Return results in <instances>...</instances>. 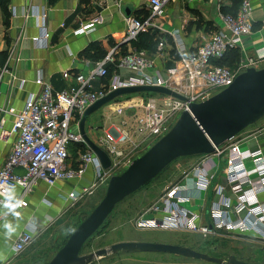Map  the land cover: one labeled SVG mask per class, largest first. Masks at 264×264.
Wrapping results in <instances>:
<instances>
[{
	"label": "built area",
	"instance_id": "obj_1",
	"mask_svg": "<svg viewBox=\"0 0 264 264\" xmlns=\"http://www.w3.org/2000/svg\"><path fill=\"white\" fill-rule=\"evenodd\" d=\"M170 1L147 0L145 18L124 17L127 43L136 41L139 35L150 31L166 34L170 38L179 60L164 74L150 76L144 73L155 68L153 57L147 51L131 50L115 61V49H112L102 61L94 64L88 76L76 74L75 85L69 90L54 91L39 78L35 83L42 89L40 95L28 94L22 110L0 109L14 116L10 131L0 133L1 140L14 135L12 149L0 168V212L6 208L8 214L19 218L18 210L27 207L26 199L37 182H43L51 188L58 182L80 177L88 165H94L95 182L81 188L80 192L73 191L68 195L72 205H75L108 184L118 171H124L139 154L165 136L177 116L188 110L190 104L204 102L215 95L213 92L219 93L228 88L247 69H260L264 62V50L258 51L253 57L240 59L234 68L215 63L223 59L228 50L240 48L242 39L251 35L253 23L250 0H243L235 15H219L221 30L198 46L194 53L187 55L183 54L184 46L178 32H166L155 22ZM102 23V17L96 16L73 33L77 36L92 32ZM47 38L42 17L40 36L33 41L41 45ZM166 45L167 40H160L156 55L162 56ZM112 63H115L116 72L108 81H104L108 76L107 67ZM6 70L7 65L0 63V82ZM121 71L132 75L121 77ZM70 76L69 72L63 74L65 79ZM97 80H103L98 89L94 87ZM23 85L24 82H21L20 87ZM140 86L166 88L182 96L184 101L162 94L147 96L138 113L127 112L130 123L124 120L121 127L112 126L103 132L96 144L110 160V168L105 170L83 141L79 121L90 106L112 91ZM116 115L123 116L122 107H118ZM73 127H77L78 135L71 133ZM71 143L82 146L76 149V168L71 165L68 149ZM220 147L215 148L210 155L219 157L223 153ZM208 156L185 175L183 183L176 184L166 192L161 205L154 206L148 212L153 216H142L135 222L136 229L198 233L204 236L217 232L244 235L253 232L256 239L264 240L262 151H243L238 143L230 144L223 182L216 184V174L209 172L211 161H207ZM247 160L251 162V168L247 167ZM16 168L24 169V175L15 174ZM17 187L21 193L15 200L13 190ZM192 191L204 196L212 191L213 197L207 201L206 218L198 207L196 210L186 207L193 201ZM39 234L40 231L32 226L20 232L13 243L14 256L29 249Z\"/></svg>",
	"mask_w": 264,
	"mask_h": 264
},
{
	"label": "crops",
	"instance_id": "obj_2",
	"mask_svg": "<svg viewBox=\"0 0 264 264\" xmlns=\"http://www.w3.org/2000/svg\"><path fill=\"white\" fill-rule=\"evenodd\" d=\"M250 2L253 23L251 35L242 39L240 48L228 50L224 58L215 63L234 68L240 59L253 57L258 51L264 50V0H250ZM146 4L147 0H56L52 4L49 0H0V63L7 65L0 82V109L22 110L28 94L40 95L42 89L35 83L39 78L49 84L54 91L72 88L75 85L76 74L86 77L94 67L95 63L80 57V54L95 42H100L106 53L115 49V61L122 54L130 52V43L125 42L124 17L143 18L147 15ZM229 6L227 0H171L155 22L166 32H178L184 46L183 54L187 55L194 53L198 46L221 30L222 22L219 15ZM96 16L102 17L101 25H97L92 32L74 35V31ZM42 17L48 38L40 45L35 44L33 39L40 36ZM155 33L159 40H167V45L162 56L156 55V52L150 54L155 68L144 72L150 76L164 74L179 60L170 38L166 34ZM107 70L112 74L116 72L115 63L109 64ZM65 72L71 75L67 79L63 78ZM120 73L121 77L132 75L126 71ZM105 80L108 81L109 78ZM21 82H24L22 88ZM102 82L103 80H97L94 87L98 89ZM13 120L14 116L0 111V133L10 131ZM107 129L100 130L105 132ZM234 142H237L243 151L260 149L264 155V117L236 136ZM13 143L14 135L0 139V168L10 153ZM205 156H192L190 159L198 158L197 161L194 159L197 164ZM70 157L72 167L76 168L77 153L73 148ZM208 157L207 161H211L210 167L208 166L209 172L216 174L214 184L222 183L224 167L220 169V162L225 165L226 158L212 155ZM246 165L251 168L249 160L246 161ZM14 173L21 176L25 171L16 168ZM95 177V166L88 165L80 177L58 182L51 188L43 182H37L26 199L27 207L18 210L19 218L13 217L7 213L6 208H2L0 264H15L17 256H14L12 251L13 243L16 236L27 227L32 226L40 231L37 240L51 231L70 212L83 206L90 208L93 203L91 199L102 189V186L75 205H72L68 195L73 191L80 192L81 188L93 184ZM179 183H183V179ZM20 193L19 187L14 188L15 200L19 198ZM190 194L193 201L188 204L189 207H186L192 210H196L192 207H198L206 218L210 195L207 193L208 196L205 198L196 191ZM143 216L153 215L146 213Z\"/></svg>",
	"mask_w": 264,
	"mask_h": 264
},
{
	"label": "water",
	"instance_id": "obj_3",
	"mask_svg": "<svg viewBox=\"0 0 264 264\" xmlns=\"http://www.w3.org/2000/svg\"><path fill=\"white\" fill-rule=\"evenodd\" d=\"M152 93L184 98L163 87L140 86L112 91L90 106L79 121V132L103 169L110 168L107 154L85 133L90 114L117 97ZM264 117V68H249L233 84L201 103L190 104L170 131L144 154L134 159L120 174L110 178L102 200L74 229L65 244L47 264H91L119 253H161L199 260L209 264H264L247 262L235 256L215 257L189 247L151 242H119L109 248L81 255L84 244L100 229L115 207L149 184L178 158L213 154L215 148L232 140Z\"/></svg>",
	"mask_w": 264,
	"mask_h": 264
},
{
	"label": "rangeland",
	"instance_id": "obj_4",
	"mask_svg": "<svg viewBox=\"0 0 264 264\" xmlns=\"http://www.w3.org/2000/svg\"><path fill=\"white\" fill-rule=\"evenodd\" d=\"M263 68L264 64L262 63L260 69ZM216 93L218 92H213V95ZM150 95L153 94H128L108 102L88 116L85 122L86 135L94 143H97L98 137L103 135L100 129L109 128L112 125L121 127L124 120L130 123V120H127V112L130 110L131 114L138 113L141 105L144 103V99ZM118 107L123 108V116L116 115ZM178 118L179 116H177V119ZM177 119L174 121V124ZM71 133L78 135L79 132L77 127L71 128ZM233 143L237 142H234L233 139L220 147L223 153L218 158H226L225 165L220 162V169L224 167L222 172L226 168L227 148ZM81 147L82 146L79 144L71 143L68 149L72 151L73 148V150L76 151L77 148ZM147 150L139 154V156L144 154ZM194 159H196V161L198 160V158ZM194 159H190V157L178 158L168 165L148 185L142 187L120 202L106 219L103 226L84 244L81 255H88L100 249L109 248L111 245L119 242H151L181 245L212 256H235L237 259L247 262L264 263V240L256 239L254 234L244 235L235 232H217L204 236L198 233L136 229L135 222L140 217L150 212L154 206L161 205L162 198L166 192L171 187L179 184L185 175L189 174L192 168L199 163L196 164ZM203 160L204 159H202V161ZM122 172L123 171H118L115 175H120ZM106 187L107 184L91 199L93 203L90 208L87 209L83 206L67 214L51 231H48L45 235L37 239L26 252L18 255L15 259V264H47L57 253L58 248L64 243L66 237L74 229L75 225L87 217L92 209L102 200ZM201 195L204 196V194ZM208 195L212 198V191H209ZM208 195L204 197L206 198ZM186 206L189 207L190 205ZM192 208L195 209L196 207L194 206ZM92 264L209 263L161 253H119L115 255L110 254L99 260L97 259Z\"/></svg>",
	"mask_w": 264,
	"mask_h": 264
},
{
	"label": "trees",
	"instance_id": "obj_5",
	"mask_svg": "<svg viewBox=\"0 0 264 264\" xmlns=\"http://www.w3.org/2000/svg\"><path fill=\"white\" fill-rule=\"evenodd\" d=\"M50 3L52 4L53 2H55L56 0H49ZM230 3V6L228 8H224V10H222L223 14H231V15H235L236 12L238 11L241 2L243 0H227ZM145 14V13H144ZM147 14V11H146ZM146 15L143 17L145 18ZM137 18V17H136ZM159 38L157 37V33L150 31L148 33L145 34H141L139 35V37L137 38L136 41H133L130 43L131 46V50L134 51H140V50H144L147 51L149 54H154L156 52L157 49V45L159 43ZM108 53H106L105 49L103 48V45L100 42H95L93 44H91L88 48H86L81 54L80 57L90 60L93 63H97L102 61L106 55ZM127 53L122 54L121 56H125L127 55ZM238 62V61H237ZM108 71V70H107ZM108 76L106 77L107 79L110 78V76L112 75L111 71H108ZM106 81V80H105ZM76 152V151H75ZM148 185V184H147ZM93 210V209H92ZM86 218V217H85ZM84 218V219H85ZM83 219V220H84ZM82 220V221H83ZM81 221V222H82ZM78 222L74 229L81 223ZM104 224V223H103ZM103 226V225H102ZM101 226V227H102ZM100 227V228H101ZM74 229L68 234V236L66 237L64 243L58 248V250L65 244V242L67 241V239L69 238V236L71 235V233L74 231ZM212 256V255H211ZM215 257H220V256H216L213 255Z\"/></svg>",
	"mask_w": 264,
	"mask_h": 264
},
{
	"label": "bare ground",
	"instance_id": "obj_6",
	"mask_svg": "<svg viewBox=\"0 0 264 264\" xmlns=\"http://www.w3.org/2000/svg\"><path fill=\"white\" fill-rule=\"evenodd\" d=\"M249 234H254L253 232H248ZM255 235V234H254Z\"/></svg>",
	"mask_w": 264,
	"mask_h": 264
}]
</instances>
